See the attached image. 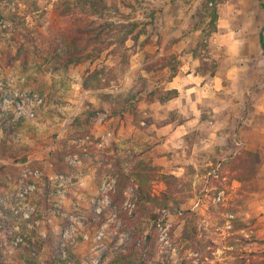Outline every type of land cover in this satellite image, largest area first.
I'll return each instance as SVG.
<instances>
[{
	"label": "rangeland",
	"instance_id": "rangeland-1",
	"mask_svg": "<svg viewBox=\"0 0 264 264\" xmlns=\"http://www.w3.org/2000/svg\"><path fill=\"white\" fill-rule=\"evenodd\" d=\"M127 1L133 7L120 1L118 10L107 11L98 20L76 7L70 11L69 0H5L0 4V14L5 16V20L0 18L1 47L16 35L18 41L23 42L24 34L28 33L35 47L38 45L48 52L47 49L56 46V41L59 42L62 36H71L92 20L97 21L96 26L102 27L107 23L127 24L137 20L145 29L139 42L128 40L126 43V61L120 55L107 58L104 53L95 63L92 70L102 72L98 89L83 88L82 81L87 75L85 66L71 67L54 101L47 102L46 98L59 78L47 71L24 70L19 63L8 65L7 60L0 58V77L7 81L5 87L0 88V119L10 124L24 122L21 130L10 135L15 142L30 149L25 162L2 157L0 149V167L3 168L0 172V194L5 183L14 191L24 190L21 197L34 186L39 187V197H31L27 203L24 198L16 213L29 218L38 208V227L44 237L62 236L75 245L82 264H98L128 237L123 230L125 216L120 215L111 198L117 185L111 173L112 157L117 147L119 155H125L127 161L134 153L151 160L159 169L158 178L172 174L192 182V197L182 209L159 211L156 258L162 264H185L191 259L192 264L264 261V51L258 38L259 34L264 36V0H249L248 3L235 0V9H226V19L234 12L237 26L244 28V33L232 35V41L243 40L244 37L247 40L240 45L235 44V49H229L227 44L221 45L222 39L218 40L216 36L221 16L219 11L222 12L221 7L226 0H202L197 6L192 0L182 1L188 11L196 7L197 25L203 27V33L192 49L200 62L197 73L209 78L215 70V77L220 76L222 80L220 89L214 91L212 98L203 100L201 121L188 135L190 145L184 151L179 143L164 146V132L159 134L146 123L137 125L129 116L100 115L89 134L80 135L74 130L77 117L90 107L104 103V93L127 91L138 73L146 75L145 67L162 58L133 69L138 48L145 46L149 39L146 37L160 23L157 12L161 5L158 0ZM214 9L218 20L213 25ZM10 11L18 14L15 22L8 18ZM245 21L249 26L244 25ZM43 68L47 69L46 66ZM159 77L157 75L155 81ZM167 84L162 86L168 89ZM157 85L152 83L150 89ZM17 89L45 99V105L38 110L35 119L24 120L17 116L13 108ZM141 107L147 110L145 117L153 123L151 105L142 104ZM175 118L178 116L171 112L166 117L157 118L156 123L166 126ZM189 149L191 159L187 153ZM59 151L64 153L61 166L57 163V156L54 157ZM244 153L260 157L258 175L247 184L234 179V174L224 164L230 157ZM63 165L62 170L60 167ZM162 190L165 186L158 179L153 183V192L159 194ZM126 196L128 199L123 209L131 214L136 202L134 186L127 190ZM1 202L6 204L7 200L3 198ZM186 210L198 219L201 237L209 245L205 253L186 250L181 242ZM238 222L245 226L234 230ZM137 229L147 235L152 223L144 221L138 224ZM15 252L10 248L8 257H13Z\"/></svg>",
	"mask_w": 264,
	"mask_h": 264
},
{
	"label": "trees",
	"instance_id": "trees-1",
	"mask_svg": "<svg viewBox=\"0 0 264 264\" xmlns=\"http://www.w3.org/2000/svg\"><path fill=\"white\" fill-rule=\"evenodd\" d=\"M5 0H0L2 4ZM61 1V0H60ZM69 10L74 7L79 8L83 14L90 18H102L109 10H118L119 2L125 6L133 7L127 0H74L71 1ZM65 14L66 12H61ZM0 18L5 20V16L0 14ZM8 18L15 22L18 18L16 12L10 11ZM218 20L217 10L212 13V24ZM95 20L89 22L85 27L73 32L71 36H62L56 41L53 47L44 52L38 45L30 42L29 34H24V41L19 42L14 36L9 43L1 47L0 38V58L7 60L8 65L20 64L24 70L35 69L42 73L47 71L58 81L52 86V93L46 101H54L61 86L65 83L64 78L69 73L71 67L85 66L86 76L82 81L85 90L98 89L102 72L98 69L92 70L95 63L106 53L107 58L121 56L127 60L126 43L128 40L139 42L145 29L142 23L134 20L126 23H107L105 26H96ZM109 31L107 32V29ZM112 32H116L112 34ZM261 45L264 51V36L261 35ZM3 48V49H2ZM124 48V51H123ZM51 49V50H50ZM41 60H43L41 62ZM46 66L47 69H44ZM182 62L176 55L162 57L154 64L145 67L146 75L138 73L134 84L127 91L117 93H104V103L99 107H90L74 122L76 133L86 135L91 132L94 124L100 115L107 117L125 118L129 116L137 125L146 123L150 125V120L145 117L147 110L142 104L151 105L156 102L165 104L178 97L176 89H166L164 83L171 82L180 72ZM154 74L153 76H148ZM157 75L160 76L157 81ZM216 76V71L209 74L205 82L210 83L211 78ZM159 84L154 89L151 84ZM46 102V104H47ZM5 119V117H4ZM24 122L18 121L10 124L0 119V134L3 140L0 141L2 157H9L15 161L25 162L29 156V147L19 142H15L10 134H15L21 130ZM10 135V136H9ZM117 146V145H115ZM116 154L112 157L111 173L116 178V191L111 194L112 204L115 205L120 215L124 218V231L128 237L122 245L110 251L98 264H162L157 260V223L160 221L159 211L170 209L177 211L192 197V182L181 179L175 175H161L158 178V167H155L151 160H147L140 154L134 153L128 161L125 155H119L117 147ZM118 154V155H117ZM64 153L59 151L54 155L58 158V165L64 162ZM260 157L254 153H244L236 157H230L225 161L226 168L234 174V179L243 184H247L258 175V165ZM64 169V165L60 167ZM0 172L3 168L0 167ZM160 180L165 190L159 194L153 192V183ZM4 189L0 194V264H82V258L76 253L75 245L62 236L44 237L39 231L36 208L29 218H25L16 213L19 203L25 198V203L31 197H39V187L29 190L24 194V190L14 191L11 185L4 184ZM135 187V207L131 214L125 211L124 204L128 197L127 190ZM6 199L7 203H2L1 199ZM183 218L186 219V226L181 238L186 250H193L199 253L207 252L208 243L204 242L198 227V219L191 211H184ZM144 221L152 223L150 233L145 235L144 231L137 229L138 224ZM245 225L236 223L234 230L242 229ZM14 249L15 255L8 257V250ZM186 262L185 264H192ZM240 263V262H239ZM242 264V263H241ZM252 264H264V261H256Z\"/></svg>",
	"mask_w": 264,
	"mask_h": 264
},
{
	"label": "crops",
	"instance_id": "crops-1",
	"mask_svg": "<svg viewBox=\"0 0 264 264\" xmlns=\"http://www.w3.org/2000/svg\"><path fill=\"white\" fill-rule=\"evenodd\" d=\"M184 0H158L161 5L157 16L160 17V23L156 26V30L146 38L148 42L142 48L139 47L134 56L133 69L142 67L150 61H154L168 54H177L182 61L181 72L167 84L168 89H176L179 93L178 97L167 102L166 104L154 103L151 104V116L154 122L150 127L159 132H164L166 135V143L164 146L178 144V146L188 148L190 145L188 135L196 129L201 121L202 102L204 99L212 98L214 91L220 89L221 77L213 78L211 83H206V78L197 73V68L200 62L194 57L193 47L200 35L203 33V27L197 25L196 7L192 11L186 9ZM191 1V0H188ZM202 0H192L197 6ZM235 0H226L220 13V21L218 22V32L216 36L218 40L221 38L223 43L229 49H235V44L240 45L246 42L243 40L232 41V35L244 33V28L237 26L236 14H229L228 20L225 17L226 9H235ZM243 3L249 0H241ZM233 3V4H232ZM264 7V5L262 6ZM245 26H249L247 21ZM188 36V37H186ZM261 42V35H258ZM248 47V45H246ZM175 112L178 119L170 120L166 126H158L157 118L166 117L167 114ZM181 119L182 121H179ZM160 134V133H159ZM170 144V145H169ZM190 149L187 151L189 158Z\"/></svg>",
	"mask_w": 264,
	"mask_h": 264
},
{
	"label": "built area",
	"instance_id": "built-area-1",
	"mask_svg": "<svg viewBox=\"0 0 264 264\" xmlns=\"http://www.w3.org/2000/svg\"><path fill=\"white\" fill-rule=\"evenodd\" d=\"M23 82V81H22ZM7 81L0 77V88L5 87ZM9 84V83H8ZM7 87V86H6ZM15 107L14 110L17 112L19 118L35 119L38 114V110L45 105V99L37 94H28L27 92L17 89L15 92ZM37 174V173H35ZM35 189V186L32 190Z\"/></svg>",
	"mask_w": 264,
	"mask_h": 264
}]
</instances>
